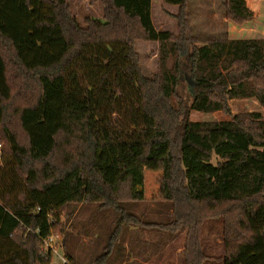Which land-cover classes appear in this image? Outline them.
Here are the masks:
<instances>
[{
  "label": "trees",
  "instance_id": "16d2710c",
  "mask_svg": "<svg viewBox=\"0 0 264 264\" xmlns=\"http://www.w3.org/2000/svg\"><path fill=\"white\" fill-rule=\"evenodd\" d=\"M163 1L177 6L184 31L187 0ZM151 4L102 0L103 20L81 26L66 0H0V264H50L43 241L59 216L71 221L70 204L117 215L95 264L124 262V245L114 249L124 229L156 224L131 211L144 198V176L133 166L80 158L57 168L53 154L68 146H136L142 158L160 161L173 207L168 229H187L183 264H264V115L190 119L192 111L229 112L233 99L264 105V38L192 43L186 64L195 92L187 100L177 41L156 30ZM222 6L236 24L252 17L237 0ZM139 38L158 43L151 76L140 65ZM222 206L230 218L209 243L200 228ZM67 237L78 234L62 236L65 264H77Z\"/></svg>",
  "mask_w": 264,
  "mask_h": 264
},
{
  "label": "rangeland",
  "instance_id": "374dc122",
  "mask_svg": "<svg viewBox=\"0 0 264 264\" xmlns=\"http://www.w3.org/2000/svg\"><path fill=\"white\" fill-rule=\"evenodd\" d=\"M72 16L81 25L85 19L103 20L102 0H66ZM261 13H254L251 19L243 24H236L226 19L222 0H187L186 27L184 31L178 26L176 5L163 0H152L151 18L156 30L170 31L177 41L180 58L179 94L188 100L191 84L190 72L186 57L190 45H199L214 38H255L264 35V8ZM254 17V19H253ZM226 19V20H224ZM184 33V34H183ZM136 49L143 72L151 76L157 70L158 43L139 38ZM229 112L216 111L211 113L192 111L191 120H223L235 113L259 112L264 115V105L254 98L233 99L229 101ZM21 137L24 135L21 134ZM23 141V140H21ZM80 158L91 160L96 165H131L144 176V198L136 202L131 211L143 221L156 223L149 227L134 225L124 229L125 234L115 242L114 249L124 245L128 258L119 263L100 260L101 264H183L181 249L186 241V228L174 226L168 229L173 219V207L164 199L162 167L160 161L146 160L141 156V148L136 146L98 147L93 151H85L83 147H64L55 152L52 163L57 168L76 163ZM0 154V167L5 163ZM38 167L39 164H36ZM179 206V205H178ZM180 211L186 212L187 207L180 206ZM72 209L70 222H63L61 216L53 224L51 233L61 237L64 233L78 234V238H66L67 246L75 248L74 256L77 264H95L106 245V237L115 225L116 214L108 207L98 208L89 202L70 204L67 212ZM193 211V210H192ZM193 212H197L194 210ZM62 211L59 212V215ZM230 212H224L223 206L215 209L205 219L200 228L201 237L209 243L222 231L223 219L230 218ZM108 238V237H107ZM143 252V253H141ZM210 253V251H208ZM59 254L52 252L50 264H62ZM64 254V253H63ZM65 256V255H64ZM213 264L217 262L213 261Z\"/></svg>",
  "mask_w": 264,
  "mask_h": 264
},
{
  "label": "crops",
  "instance_id": "0c3cea01",
  "mask_svg": "<svg viewBox=\"0 0 264 264\" xmlns=\"http://www.w3.org/2000/svg\"><path fill=\"white\" fill-rule=\"evenodd\" d=\"M241 3L242 7L246 10H248L250 13H252L253 16H255L254 13H261L258 9H262L264 8V0H237ZM177 7V6H176ZM254 19V17H253ZM226 20V19H224ZM264 38V35H261L259 37H255V38ZM61 236V235H60ZM61 241H62V237H61ZM61 250H62V254L64 253L63 250V244L61 243ZM143 253V252H141ZM142 264H147V261H141ZM133 264V263H132Z\"/></svg>",
  "mask_w": 264,
  "mask_h": 264
},
{
  "label": "built area",
  "instance_id": "2783aa9c",
  "mask_svg": "<svg viewBox=\"0 0 264 264\" xmlns=\"http://www.w3.org/2000/svg\"><path fill=\"white\" fill-rule=\"evenodd\" d=\"M0 149H1V143H0ZM44 247L45 249H49L51 252L56 253L57 252V248L61 247V236H59L58 234H53L51 233L50 236L45 239L44 241ZM60 256V260L62 264H65L67 259L64 256V254H59Z\"/></svg>",
  "mask_w": 264,
  "mask_h": 264
},
{
  "label": "water",
  "instance_id": "95a60500",
  "mask_svg": "<svg viewBox=\"0 0 264 264\" xmlns=\"http://www.w3.org/2000/svg\"><path fill=\"white\" fill-rule=\"evenodd\" d=\"M191 92L194 93L195 92V84L193 81H191Z\"/></svg>",
  "mask_w": 264,
  "mask_h": 264
}]
</instances>
